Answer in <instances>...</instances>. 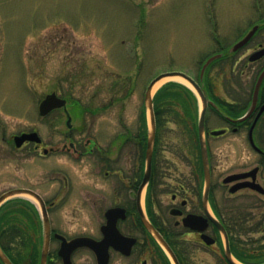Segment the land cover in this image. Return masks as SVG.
<instances>
[{
    "label": "rangeland",
    "instance_id": "obj_1",
    "mask_svg": "<svg viewBox=\"0 0 264 264\" xmlns=\"http://www.w3.org/2000/svg\"><path fill=\"white\" fill-rule=\"evenodd\" d=\"M263 20L264 0H0V195L33 190L52 203L49 218L54 231L67 237L98 234L109 205V200L98 199L110 196L109 180L104 181L93 159H80L69 144L79 150L92 139L104 146L116 132L134 130L143 107L150 132L145 92L152 79L172 71L196 78L210 55L226 52ZM262 33L253 43L264 44ZM246 62V57L236 65L223 59L214 62L207 72L216 88L213 92L222 93L228 77L254 82L258 64ZM169 82L181 83L166 79L153 94ZM52 92L88 108L82 119L72 117V126L80 130L85 122V130L74 131L71 139L61 110L48 118L38 116L39 101ZM193 104L192 119L179 106L164 114L166 129L160 140L167 143L165 157L198 153L192 143L197 128ZM206 125L220 130L223 123L207 114ZM31 129L53 148L52 155L43 158L28 149L19 153L7 147L12 134ZM207 140L213 156L219 158L217 171L229 161L254 159L245 133ZM15 199L35 206L41 222L40 205L33 197L15 195L7 200L10 207H19L12 202ZM16 226L34 230L23 214ZM30 229L32 239L41 236V231L37 235ZM57 247L52 242L50 250ZM73 261L95 264L86 250H78ZM112 264L120 262L115 259Z\"/></svg>",
    "mask_w": 264,
    "mask_h": 264
},
{
    "label": "flooded vegetation",
    "instance_id": "obj_2",
    "mask_svg": "<svg viewBox=\"0 0 264 264\" xmlns=\"http://www.w3.org/2000/svg\"><path fill=\"white\" fill-rule=\"evenodd\" d=\"M263 30L264 24H258L249 42L239 50L230 52L231 46L242 36L239 37L226 52L221 53L222 59L227 64L236 65L246 57L248 63L253 53L264 48L263 42L253 43ZM263 60L264 55L251 63L258 64L257 76L264 69ZM207 72L208 69L204 71L202 79L199 72L193 78L204 92L207 102L204 130L207 174L197 137L192 142L198 151L196 156H185L183 152L173 158L164 156L168 147L160 138L162 129H166L165 125L155 128L150 174L144 185L148 128L144 130L140 124L134 130L127 127L121 133L116 132L104 146L98 141L87 139L82 149L77 150L71 142L69 148H73L80 159H93L104 181L109 180L110 196L98 199L100 203L109 200V205L103 213L98 234L67 237L51 227L49 209L52 203L45 201L37 192L26 189L39 195L45 205L50 224L49 245L58 243L55 250L51 251L49 247L47 264L53 261L62 264L58 256L61 241L55 235L67 242L82 237L101 241L104 237L101 227L106 223L105 212L109 209L121 210L115 225L125 240L120 239L123 244L117 248L109 246L107 264H112L115 259L120 264H264V79L254 99L257 77L252 83L243 77H228L222 83V93L215 94L213 91L216 88ZM56 96L65 100V106L45 116H39L37 106L38 116L41 119L48 118L53 112L61 110L66 118L67 139H71L74 131L85 130V122L80 130L79 127L74 128L71 122L72 117L77 116V111L73 103ZM84 113L79 118L82 119ZM207 114L222 121L220 130L207 128ZM68 116L69 126L66 125ZM33 132L37 133L31 129L12 134L6 141L7 147L19 153L28 149L30 153H37L43 158L52 155L53 148H48L38 133L39 143L24 141L17 147L14 140L16 136ZM250 132L252 141L248 136ZM228 133H245L246 147L252 151L254 159L229 161L225 169L217 171L219 167L216 162L219 163V158L213 156L207 137L217 138ZM180 144L187 146L189 141ZM220 177L222 179L219 182ZM99 191H102L101 188ZM43 236L42 233L41 240ZM129 243L132 245L127 249ZM78 250L88 251L97 264L95 254L87 247L77 248L71 253L72 264H75L73 256Z\"/></svg>",
    "mask_w": 264,
    "mask_h": 264
},
{
    "label": "water",
    "instance_id": "obj_3",
    "mask_svg": "<svg viewBox=\"0 0 264 264\" xmlns=\"http://www.w3.org/2000/svg\"><path fill=\"white\" fill-rule=\"evenodd\" d=\"M257 29H258L257 25L253 26L239 41H237L230 48L229 51L235 52L239 50L240 48L244 47L249 42V40L254 35ZM263 55H264V49L253 53L249 57V61L250 62L256 61ZM220 57H221V54H217V55L211 56L205 61V63L202 65V68L200 70V79H202L204 71L209 66V64H211L213 61H215L216 59ZM167 77H179L183 79L185 82L188 83L189 87H191L193 91H195V93L197 94L201 102V110L198 116V139H199L200 156H201L202 163L204 166L205 174H207V169H206L207 150H206L205 140L203 138L205 113H206V105H207L205 95L203 91L201 90V88L199 87V85L195 82V80H193L187 74L182 73V72H176V71L166 72V73L159 74L154 79H152L145 92V100L147 101V108L149 111V118H150V135H149V139L147 143V150H146V172H145V176L143 179V185L147 182L149 174H150L152 145H153L154 136H155V120H154V112H153V104H152V98H153L152 88L157 82ZM263 79H264V69L258 75V78L256 80V84L254 88V99H256L257 97V93H258L260 84ZM64 106H65V100L57 97L55 93H51V94L46 95L45 98L40 102L38 106V113L40 116H45L50 111L54 109H59ZM69 122H70V117L68 116L67 122H66L67 126H69ZM248 136H249V140L252 141L251 132L249 133ZM14 140H15L17 147H19L24 141L37 142V143L40 142V138L35 132L27 133V134L24 133L20 136H16ZM226 181H228V179ZM18 194H27L33 197L40 205L42 230H43L44 238H43V243L41 247L39 264H46L47 256L49 252V244H50V241H49L50 224H49L47 211L45 209V205L39 195H37L33 191L26 190V189H14L6 193H3L0 196V205L4 203L6 200H8L9 198L15 195H18ZM120 211L121 210L119 209H109L105 212L106 223L101 227V232L104 236L101 241H95L90 238L82 237V238L73 239L67 242L63 237L59 235H55V237L57 239H60L61 241L60 248L58 251V256L60 257L62 264H72L70 260V255L75 249L80 248V247H87L88 249H90L96 256L97 264H107V261H108L107 250L109 246H113L114 248H117L123 244V242L120 241V239L125 240L118 233L116 225H115L116 219ZM142 218L145 221L143 216ZM147 226L149 225L147 224ZM131 242L133 243V240H131ZM132 243H129L127 245V249H130ZM162 244H163V247H165L166 250L169 253H171L170 250L166 247V245L164 243ZM0 261L2 264H12L11 261L5 256V254L1 250H0Z\"/></svg>",
    "mask_w": 264,
    "mask_h": 264
},
{
    "label": "trees",
    "instance_id": "obj_4",
    "mask_svg": "<svg viewBox=\"0 0 264 264\" xmlns=\"http://www.w3.org/2000/svg\"><path fill=\"white\" fill-rule=\"evenodd\" d=\"M195 101L196 99L193 93L181 84L169 82L163 85L155 92L152 99L156 127L163 126L164 114L168 110L177 109L178 106L179 110L184 113V116L192 119L191 113L189 112L191 109H194L193 103ZM71 102L74 105L75 112H79L78 114L82 115L88 110L87 107L80 106L79 102L75 100ZM78 114L77 116H80ZM139 119L140 125L145 130L147 128L145 107L141 109ZM12 202L18 203L19 207H10L11 205H8L9 202H6L0 207V250L12 264H39L42 247L41 238L38 236V238L32 239L29 236L30 228L16 226L19 217L22 214L24 216L27 215L31 223V228H34V230L30 229V231L38 235L41 231L40 225L37 224V220L40 223L38 211L33 205H27L26 203L22 205L24 203L23 200L15 199ZM0 264L2 263L0 262Z\"/></svg>",
    "mask_w": 264,
    "mask_h": 264
},
{
    "label": "bare ground",
    "instance_id": "obj_5",
    "mask_svg": "<svg viewBox=\"0 0 264 264\" xmlns=\"http://www.w3.org/2000/svg\"><path fill=\"white\" fill-rule=\"evenodd\" d=\"M166 79H175V80H178L179 82H181V83H183V84H186V85H188V83L187 82H185L183 79H181V78H179V77H167V78H164V79H162V80H160L159 82H157L154 86H153V88H152V92L162 83V82H164Z\"/></svg>",
    "mask_w": 264,
    "mask_h": 264
}]
</instances>
